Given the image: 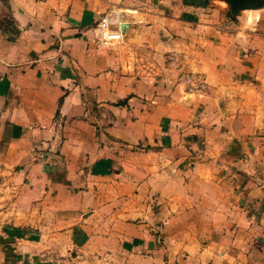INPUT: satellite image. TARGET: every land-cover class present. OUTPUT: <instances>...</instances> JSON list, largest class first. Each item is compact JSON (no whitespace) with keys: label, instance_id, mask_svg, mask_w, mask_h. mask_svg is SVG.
<instances>
[{"label":"crops","instance_id":"crops-1","mask_svg":"<svg viewBox=\"0 0 264 264\" xmlns=\"http://www.w3.org/2000/svg\"><path fill=\"white\" fill-rule=\"evenodd\" d=\"M229 3L0 0V173L32 222L14 264H264V32L223 36ZM150 46H186L205 88Z\"/></svg>","mask_w":264,"mask_h":264},{"label":"rangeland","instance_id":"rangeland-1","mask_svg":"<svg viewBox=\"0 0 264 264\" xmlns=\"http://www.w3.org/2000/svg\"><path fill=\"white\" fill-rule=\"evenodd\" d=\"M253 6V9H244ZM228 9L232 12L224 13L225 26H227V30L225 34L223 33L224 29L219 28H209L204 29L203 31L195 32V35H203V36H211V37H219L220 34H224L223 36L236 35L241 32L242 35L249 36L252 32V25L255 21H259L261 24V28L259 31L264 32V0H236L235 2L230 1L228 4ZM214 19L215 25H220V21ZM216 21V23H215ZM218 31V32H217ZM254 31V30H253ZM220 32V33H219ZM187 41L189 40V36H185ZM217 39V38H216ZM142 47V46H141ZM181 48L183 50H166L163 48L161 50L162 57L155 59L153 54H150L152 50L151 46L147 47L145 50V60L148 62L151 61L154 64L156 63L158 67H160L161 76L165 75L166 70L168 72L180 71V73H194L192 71L180 70L184 66L187 65V59L185 54L188 50L186 46ZM146 49V48H145ZM141 50V49H139ZM192 53V50L190 51ZM154 64L149 65L154 68ZM181 79V80H180ZM182 77L180 75L179 82L182 81ZM204 80V79H203ZM185 93L193 94L197 91L191 92L188 90L187 84L184 82ZM12 174L0 173V182L4 180L3 185L0 183V262L3 261L6 263L8 261L9 264L18 263L26 259V245L24 241L28 240V230L32 231V228L28 227L32 222L26 219V215L28 212V205L24 203L18 202V197L25 193V190L18 188L14 182L13 188L6 184L7 179H14L11 176ZM17 201V204L15 203ZM12 213V215H11ZM41 222V221H40ZM37 223V221H36ZM33 241V240H32ZM37 239H34L33 242H37ZM5 259H8L5 261ZM7 264V263H6Z\"/></svg>","mask_w":264,"mask_h":264},{"label":"built area","instance_id":"built-area-1","mask_svg":"<svg viewBox=\"0 0 264 264\" xmlns=\"http://www.w3.org/2000/svg\"><path fill=\"white\" fill-rule=\"evenodd\" d=\"M112 17L104 16L98 24V31L100 37L105 40H120L122 32L111 28ZM112 33V34H110ZM183 81L187 84L188 90L191 92L201 91L205 88V81L198 76V74L189 73L182 76Z\"/></svg>","mask_w":264,"mask_h":264},{"label":"flooded vegetation","instance_id":"flooded-vegetation-1","mask_svg":"<svg viewBox=\"0 0 264 264\" xmlns=\"http://www.w3.org/2000/svg\"><path fill=\"white\" fill-rule=\"evenodd\" d=\"M230 1L235 2L236 0H230Z\"/></svg>","mask_w":264,"mask_h":264}]
</instances>
